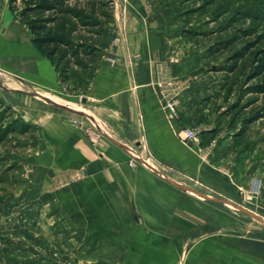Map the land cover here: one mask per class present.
Returning a JSON list of instances; mask_svg holds the SVG:
<instances>
[{"label":"crops","instance_id":"0c3cea01","mask_svg":"<svg viewBox=\"0 0 264 264\" xmlns=\"http://www.w3.org/2000/svg\"><path fill=\"white\" fill-rule=\"evenodd\" d=\"M108 4L107 22L92 32L93 38L81 41L94 51L89 56L80 53L85 62L78 63L77 80L72 75L60 82L57 67L39 54L27 31L2 8L0 52L11 65L7 69L28 78L36 89L31 97L21 94L19 104H30L28 122L43 130L42 151L52 154V166L85 172L75 194L62 195L65 208L76 202L79 227L93 219L95 231L131 234L126 244L148 250L151 258L150 249H159L161 240L197 231L200 201H214V196L237 200V186L246 184V167L242 161L227 160L225 108L213 111L203 102L204 93L214 94L206 91L210 86L203 80L209 56L199 28L208 20L198 17L200 4L196 0H153L150 7L144 0ZM97 24L82 27L91 30ZM67 87L77 89L76 96L89 108L85 113L110 124L114 130L110 138L93 145L73 124L71 110H81L57 108L62 104L54 97ZM173 96L177 118L164 107ZM184 129L199 132V142H183L179 133ZM130 143L139 146L135 152L142 153L143 163L130 165L122 148ZM203 188L205 193L198 191ZM209 211L213 218L211 205ZM247 248L239 246L236 264H264L263 241H255L251 251Z\"/></svg>","mask_w":264,"mask_h":264},{"label":"rangeland","instance_id":"374dc122","mask_svg":"<svg viewBox=\"0 0 264 264\" xmlns=\"http://www.w3.org/2000/svg\"><path fill=\"white\" fill-rule=\"evenodd\" d=\"M144 2L150 7L153 0ZM108 3L71 0L56 13L32 11L22 16L24 1L11 9L9 0H0V9L10 12L36 47L30 28L33 22L45 24L44 33L51 30L57 38L64 35L66 44L46 46L45 54L37 47L39 54L57 67L64 83L72 75L77 80L78 63L85 62L80 53L88 46L81 41L93 38L92 32L107 22L111 14ZM196 4L201 6L198 17L208 20L199 28L209 56L206 78L200 77L210 86L206 91L214 94L204 93L202 100L210 110L225 108L224 133L230 146L227 160L229 164L242 161L246 167V184L237 186L239 198L220 200L214 196V201H200L203 207L198 209L197 231L161 240L168 246L160 243L159 249L151 248V258L148 250L131 249V243L126 244L131 234L95 231L93 219L79 227L76 202L67 209L62 195L75 194L85 172L52 166V154L42 151L46 147L43 130L28 122L30 104H19L21 94L31 97L36 89L28 78L7 69L11 65L0 52V264H236L240 245L251 251L255 241L264 242V0H196ZM74 11H79L78 16ZM42 18L48 22L42 23ZM84 21L99 24L90 30L82 27ZM2 28L0 24V31ZM67 88L54 97L63 105H57L60 111L81 110H71L73 120L108 136L114 133L107 121L85 113L89 108L76 96V88ZM124 146L135 154L139 147L136 143ZM141 154L138 163H143ZM198 191L205 193L204 188ZM115 242L118 245L112 247ZM154 250L161 255L153 256Z\"/></svg>","mask_w":264,"mask_h":264},{"label":"trees","instance_id":"16d2710c","mask_svg":"<svg viewBox=\"0 0 264 264\" xmlns=\"http://www.w3.org/2000/svg\"><path fill=\"white\" fill-rule=\"evenodd\" d=\"M19 1L20 0H9L11 9H13ZM22 1H24L26 4L25 9L22 11V16H24L25 14H27V12H32V11H37L41 14H45L49 12L56 13L58 9L60 8V6L64 5L65 3H68L71 0H22ZM74 12L78 16L77 13H79V11H74ZM42 21H44L42 23L48 22L47 20H43V18H42ZM94 23L96 22H92V21L85 22L84 21L82 26H85V27L91 26ZM30 28L33 34H35V37L33 38V42L37 45V47L43 54H45L46 46H49L51 44H56V45L66 44L65 38H63L64 35L57 38V36L51 30L47 33H44L47 28H46V25L41 24V22H33ZM77 30H78L77 28L73 29V32H76ZM83 50L85 51L83 52L84 56H89L93 53L94 48L91 46H86ZM77 53L79 54L80 52H77Z\"/></svg>","mask_w":264,"mask_h":264},{"label":"built area","instance_id":"2783aa9c","mask_svg":"<svg viewBox=\"0 0 264 264\" xmlns=\"http://www.w3.org/2000/svg\"><path fill=\"white\" fill-rule=\"evenodd\" d=\"M119 39L115 38L114 39V43H118ZM165 109L171 114V116L173 118H177L178 117V112H177V101L176 99L173 97H171L170 99L166 100L165 103ZM74 124H77L78 128L82 129L83 131H85V133L87 134L90 142L93 145L98 144V142L102 139V138H110V136H108L107 134H105L102 130H98L96 128H87L84 123L82 122H77L76 120H73ZM179 138L183 141V142H194L198 140V134L196 131L192 130V129H184L182 131V133H179ZM123 150H125L127 152V154L130 156V165L131 166H135L139 161L140 158L134 153L131 152L130 150H128L126 148V146L122 145Z\"/></svg>","mask_w":264,"mask_h":264}]
</instances>
